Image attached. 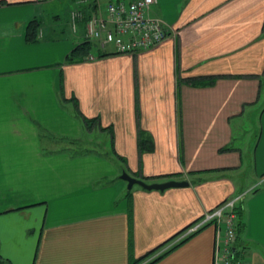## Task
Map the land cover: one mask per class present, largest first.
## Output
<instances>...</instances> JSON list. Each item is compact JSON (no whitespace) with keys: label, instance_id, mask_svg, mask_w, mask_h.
<instances>
[{"label":"crops","instance_id":"0c3cea01","mask_svg":"<svg viewBox=\"0 0 264 264\" xmlns=\"http://www.w3.org/2000/svg\"><path fill=\"white\" fill-rule=\"evenodd\" d=\"M1 1L4 264H131L239 194L245 230L235 252L264 264V0H156L150 14L169 27L162 43L135 53L94 43L95 59L73 63L65 57L85 39L83 22L76 33L68 27L75 0ZM45 8L54 21L43 18ZM35 17L40 40L27 43ZM199 76L219 78L205 87L184 80ZM73 98L100 124L76 118ZM248 116L255 133L242 129ZM138 126L152 135V152H139ZM86 132L100 134L110 152L82 148ZM124 166L132 176H160L148 183L188 185H134L130 218ZM213 244L207 226L154 264H212Z\"/></svg>","mask_w":264,"mask_h":264},{"label":"built area","instance_id":"2783aa9c","mask_svg":"<svg viewBox=\"0 0 264 264\" xmlns=\"http://www.w3.org/2000/svg\"><path fill=\"white\" fill-rule=\"evenodd\" d=\"M75 2L77 6L71 9L68 15L70 31L78 32L79 24L83 22L84 38L97 43L101 49L111 44L116 52L135 53L151 49L167 37L169 27L165 20L150 14L151 6L156 0H107L103 8L99 0ZM92 3L95 4V8L87 15L85 6L92 7ZM86 58L93 60L95 56L89 54ZM263 181L264 175L258 184ZM242 198L243 194L235 195L205 211L149 259L193 233L212 226L214 228L212 264H246L243 258L236 257L233 252L236 237V206Z\"/></svg>","mask_w":264,"mask_h":264},{"label":"trees","instance_id":"16d2710c","mask_svg":"<svg viewBox=\"0 0 264 264\" xmlns=\"http://www.w3.org/2000/svg\"><path fill=\"white\" fill-rule=\"evenodd\" d=\"M107 1V0H106ZM6 3L4 1H1L0 4ZM92 8H95V4L92 3ZM85 11L87 12V15L89 14L90 10L87 6H85ZM41 24L42 21L40 18H32L26 25V30H25V41L27 43H35L40 40L39 37V31L41 29ZM263 35H264V22H263ZM94 48V43L90 40L84 39L83 41L79 42L65 57V63H73L79 60H82L86 58L89 54L92 53ZM219 78L218 76H199V77H188L184 78L185 81H187L191 86L193 87H205L209 86L215 83V81ZM180 83V80H179ZM179 96V94H178ZM74 101V116L85 124L88 128H91L94 124L99 125L100 120L99 117H91L87 118L84 114L81 113V111L78 108V105L76 104L74 98L72 99ZM179 102V99H178ZM137 112V119L138 118V107L136 108ZM139 123V122H138ZM112 143V140L110 141V144ZM79 144V143H78ZM82 148H84L81 145ZM137 147L140 153L142 152H152L154 150V140L152 135L148 132L145 131L144 129L140 128L138 126V131H137ZM85 150V149H83ZM89 150V149H88ZM119 160L122 162H125V159L123 157L117 156ZM123 170L126 171V166L123 167ZM127 172V171H126ZM180 174L174 173V174H168L165 175L164 177H174V176H179ZM134 176L141 178L142 180L146 181L150 178H160V176H155V177H149V176H143L140 174H135ZM126 197L128 199V204H129V217L131 218V189L126 193ZM236 214H237V220H236V237L234 240V243L236 240H239L240 237L244 234L245 230V223L243 221V215H242V210L240 207V204L236 206ZM191 223H189L187 226H189ZM187 226L179 230L177 233H175L173 236H171L169 239L166 241L160 243L153 249L149 250L142 256L138 257L137 259L133 260L131 264H154L161 258H163L165 255H167L170 251L181 245L183 242L188 240L191 236H193L195 233L192 235L188 236L187 238L181 240L180 242L176 243L172 247L166 249L165 251L161 252L157 256H155L152 259H149L152 255H154L158 250H160L163 246H165L167 243H169L171 240H173L178 234H180ZM236 257H238V252H235ZM149 259L148 261H146ZM7 260L3 259L0 256V264L6 263Z\"/></svg>","mask_w":264,"mask_h":264},{"label":"rangeland","instance_id":"374dc122","mask_svg":"<svg viewBox=\"0 0 264 264\" xmlns=\"http://www.w3.org/2000/svg\"><path fill=\"white\" fill-rule=\"evenodd\" d=\"M69 3L64 4L65 9L70 8L71 5H68ZM48 8L44 9V13H43V18L47 21H54V14L55 13H50L47 10ZM64 11H62L60 13V17L63 18L65 14H63ZM43 19V20H44ZM64 19V18H63ZM137 102V101H136ZM135 107H137V103H135ZM178 119V118H177ZM177 122L179 123V126L182 125L181 121H179V119L177 120ZM242 129L243 130H248L251 131V133H255V129H256V120H254V118L250 119L249 116L245 117V120L243 119V123H242ZM235 136H237V131L235 132ZM105 142L103 140V137L100 134H95L92 132H86L83 135V141H82V146L83 147H87L88 149H90L92 152H100V153H108L110 152V145H107V147H105ZM89 150V151H90ZM120 176V175H119ZM119 179V178H118ZM123 181V180H122ZM124 183H126L125 181H123ZM127 186V183H126Z\"/></svg>","mask_w":264,"mask_h":264},{"label":"water","instance_id":"95a60500","mask_svg":"<svg viewBox=\"0 0 264 264\" xmlns=\"http://www.w3.org/2000/svg\"><path fill=\"white\" fill-rule=\"evenodd\" d=\"M120 178L127 183V190H130L134 185H139L146 190H165L168 188L185 187L188 185L186 180L169 179L162 182H146L142 179L136 178L126 171H122ZM235 252V249H233Z\"/></svg>","mask_w":264,"mask_h":264}]
</instances>
